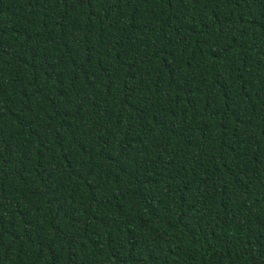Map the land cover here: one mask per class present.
<instances>
[{"label": "trees", "instance_id": "16d2710c", "mask_svg": "<svg viewBox=\"0 0 264 264\" xmlns=\"http://www.w3.org/2000/svg\"><path fill=\"white\" fill-rule=\"evenodd\" d=\"M0 264H264V0H0Z\"/></svg>", "mask_w": 264, "mask_h": 264}]
</instances>
